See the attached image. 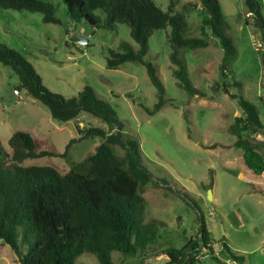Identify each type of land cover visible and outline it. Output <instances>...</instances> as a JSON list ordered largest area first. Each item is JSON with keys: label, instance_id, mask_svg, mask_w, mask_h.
<instances>
[{"label": "rangeland", "instance_id": "obj_1", "mask_svg": "<svg viewBox=\"0 0 264 264\" xmlns=\"http://www.w3.org/2000/svg\"><path fill=\"white\" fill-rule=\"evenodd\" d=\"M46 1L54 3L55 16L61 23L45 22L40 12L0 7V43L19 51L54 92L72 97L86 85L92 86L116 110L126 137L139 141L144 164L154 175L141 190L146 206L143 222H162L158 226L159 237L136 255L113 252L114 262L146 264L153 253L162 254L166 248L181 249L190 238L199 237L201 213L208 228H212L216 257L205 252L200 264H231L223 249L225 239L236 247L257 249L264 237L261 230H244L237 225L247 221L239 210L245 206L255 224L264 228V207L253 199L264 193L252 191V185L264 180V176L251 171L244 162L243 150L233 145L237 135L230 128L235 118L243 115V109L238 99L223 91L225 84L231 92L256 104L264 122V32L246 12L244 0H219L225 33L237 49L234 59L224 58L220 39L210 28L204 34L205 12L199 0H174V10L182 12L189 23L185 36L203 37L209 42L207 47L178 51L192 84L206 95L192 96L180 84L174 75L177 65L171 58V28L156 30L149 38L145 58L155 65L168 102L153 115L145 107H154L158 91L146 66L125 62L117 69L107 67L111 49L123 51L126 43L135 51L140 50L130 26L118 23L113 28L93 27L85 20L71 19L63 0ZM154 1L164 10L171 2ZM97 13L103 16L100 11ZM18 82L17 74L0 63V138L5 147L15 131L24 130L34 135L40 149L62 153L72 138L81 136L80 131L92 126L108 129L104 121L86 112L68 122L54 119L38 99L25 91L20 90L19 96L14 93ZM254 138L264 148V134ZM102 142L99 136L79 139L65 158L44 156L26 164L50 165L66 173L72 162L82 161ZM114 150L120 157L125 155L119 146H114ZM260 250L254 258L264 254ZM167 257L151 264H173ZM0 264H20L11 247L1 242ZM75 264L101 263L94 254L84 251Z\"/></svg>", "mask_w": 264, "mask_h": 264}, {"label": "trees", "instance_id": "obj_2", "mask_svg": "<svg viewBox=\"0 0 264 264\" xmlns=\"http://www.w3.org/2000/svg\"><path fill=\"white\" fill-rule=\"evenodd\" d=\"M199 1L205 12L202 20L204 34L206 28H210L211 33L220 39L224 58L234 59L237 49L225 33L226 23L220 1ZM63 2L68 16L75 21L85 20L93 27L113 28L118 23L130 26L131 35L140 45V50L135 51L126 43L122 45L123 51L111 49L107 67L117 69L125 62L146 66L148 76L158 91L154 107H145L150 115L168 102L155 65L145 58L149 51V38L156 30L171 28V58L177 65L174 75L180 84L192 96L206 95L192 84L187 65L178 51L207 47L209 42L203 37L185 36L189 23L182 12L174 10V0H171L168 10L154 0ZM244 5L246 12L252 15L253 23L264 32L263 0H244ZM0 7L40 12L45 22L61 23L55 16L56 7L52 1L0 0ZM0 63L17 74V89L41 101L54 119L68 122L86 112L108 126V129L92 126L80 131L81 136L72 138L62 153L40 149L33 134L24 130L12 134L8 148L0 138V242L11 247L20 264H75L76 258L84 251L94 254L101 264H116L113 252L136 255L140 250H146L158 239V226L162 224L143 222L146 206L141 190L154 179V175L144 164L139 141L126 137L124 124L116 110L90 85L72 97L50 90L30 61L16 49L2 43ZM236 85L240 86V83ZM223 86V91L238 99L243 109V115L237 116L230 128L237 135L233 145L243 150L247 167L260 175L264 172V158L254 136L264 134V122L258 107L231 92L227 85ZM91 136H99L103 142L82 161L72 162L66 173L50 165L26 164L44 156L65 158L73 143ZM114 146L121 147L125 155L120 157L116 154ZM199 235L196 240L190 238L181 249L166 248L162 253L173 264H200L198 256L203 245H209V254L213 255L211 232L202 213ZM224 247L239 263L243 261V257L236 255L227 244L224 243Z\"/></svg>", "mask_w": 264, "mask_h": 264}, {"label": "crops", "instance_id": "obj_3", "mask_svg": "<svg viewBox=\"0 0 264 264\" xmlns=\"http://www.w3.org/2000/svg\"><path fill=\"white\" fill-rule=\"evenodd\" d=\"M34 136V135H33ZM260 176H264V172L262 174H260ZM257 184V185H256ZM256 184L252 185L254 189H252V191H260L262 193H264V180H259ZM253 192V193H255ZM252 194V193H251ZM256 203L260 206V207H264V195H259L257 197H254L253 198ZM252 199V201H254ZM240 211H242L243 215H244V218L247 220L245 222H241L239 225H237L238 228H242L244 230H249L250 231V227H254V229L262 232V234H264V228H261L258 227L255 222L253 221L252 217H250V213L247 211L246 207L245 206H242L239 208ZM206 222V220H205ZM206 226H207V222H206ZM207 229L211 232V238H212V241H211V246L213 248V255H211V257H216V252H215V248H214V239H213V234H212V228H208L207 226ZM241 229V230H242ZM243 233H245L243 231ZM225 236L228 237V233L227 231L225 230ZM248 234V233H247ZM226 238V237H224ZM223 238V239H224ZM229 238V237H228ZM230 240V239H229ZM223 241V247H224V243L227 244L231 250L238 256H242L243 257V261L239 263V261H237L236 259H234L232 257V255L225 249V247L223 248L224 250L227 251V262L228 263H231V264H234V263H237V264H264V254H261L260 256L254 258V255L257 251H260L263 253L264 252V237L260 239V244L258 245L257 249H253V250H250L249 247H247L246 245H242L240 247H236L234 246L231 241H228V240H222ZM167 257L165 253H160V254H151L147 257V261H146V264H151V262L155 259H159V258H162V257ZM168 258V257H167ZM218 258V257H217ZM253 258V259H252ZM219 260V258H218Z\"/></svg>", "mask_w": 264, "mask_h": 264}, {"label": "built area", "instance_id": "obj_4", "mask_svg": "<svg viewBox=\"0 0 264 264\" xmlns=\"http://www.w3.org/2000/svg\"><path fill=\"white\" fill-rule=\"evenodd\" d=\"M14 93H15L16 95L19 96V95H20V90L15 89V90H14ZM199 237H200V235H199ZM208 246H209V245H207V246L203 245V246H202V247L204 248V250H203L202 253L198 256L199 259H201V258L204 256V253H205V252H209ZM234 264H237V263H234Z\"/></svg>", "mask_w": 264, "mask_h": 264}, {"label": "water", "instance_id": "obj_5", "mask_svg": "<svg viewBox=\"0 0 264 264\" xmlns=\"http://www.w3.org/2000/svg\"><path fill=\"white\" fill-rule=\"evenodd\" d=\"M81 42H84L83 40H81ZM262 152H263V158H264V148H262Z\"/></svg>", "mask_w": 264, "mask_h": 264}]
</instances>
